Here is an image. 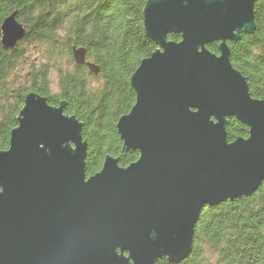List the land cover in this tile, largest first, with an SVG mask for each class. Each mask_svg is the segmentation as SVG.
<instances>
[{
	"label": "water",
	"instance_id": "water-1",
	"mask_svg": "<svg viewBox=\"0 0 264 264\" xmlns=\"http://www.w3.org/2000/svg\"><path fill=\"white\" fill-rule=\"evenodd\" d=\"M258 0H151L144 28L158 49L131 78L132 110L117 130L138 161L106 157L87 177L83 124L31 93L0 152V264H155L186 261L202 210L250 197L264 183V99L230 59L228 42L255 29ZM12 51L26 28L1 26ZM171 34L180 42L169 41ZM219 43V55L206 47ZM77 65L98 75L86 50ZM249 128L227 140L226 122Z\"/></svg>",
	"mask_w": 264,
	"mask_h": 264
},
{
	"label": "trees",
	"instance_id": "trees-1",
	"mask_svg": "<svg viewBox=\"0 0 264 264\" xmlns=\"http://www.w3.org/2000/svg\"><path fill=\"white\" fill-rule=\"evenodd\" d=\"M151 0H0V152L10 146L11 133L26 97L37 94L52 107L65 104L64 114L83 124L88 143L86 175L99 172L106 157L127 168L140 154L124 148L117 123L135 105L131 78L141 62L158 46L144 28L143 12ZM17 13L27 30L12 51L2 46L1 26ZM255 29L228 42L233 67L248 81L252 98L264 99V0L254 9ZM169 41L180 42L171 34ZM31 48L41 55L23 68ZM84 48L86 62L95 64L94 75L77 65L73 50ZM219 55V43L206 47ZM56 76L57 91L52 86ZM227 140L249 136V128L229 118ZM155 264H174L167 258ZM180 264H264V183L250 197L206 206L194 230L193 249Z\"/></svg>",
	"mask_w": 264,
	"mask_h": 264
},
{
	"label": "rangeland",
	"instance_id": "rangeland-1",
	"mask_svg": "<svg viewBox=\"0 0 264 264\" xmlns=\"http://www.w3.org/2000/svg\"><path fill=\"white\" fill-rule=\"evenodd\" d=\"M41 55L39 54V51L35 48H31L30 51L28 52V58L26 57L23 61V65L22 67L23 68H28L29 67V64H33L34 62L37 63L38 61V58L40 57ZM56 76H52V90L54 92L57 91V85H56Z\"/></svg>",
	"mask_w": 264,
	"mask_h": 264
}]
</instances>
